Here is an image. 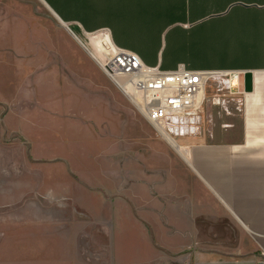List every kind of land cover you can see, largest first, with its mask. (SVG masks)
<instances>
[{
	"label": "rangeland",
	"instance_id": "obj_1",
	"mask_svg": "<svg viewBox=\"0 0 264 264\" xmlns=\"http://www.w3.org/2000/svg\"><path fill=\"white\" fill-rule=\"evenodd\" d=\"M70 27L81 42L94 37ZM81 42L41 0H0V264L148 255L153 236L169 239L145 232L131 195L172 188L177 153ZM232 106H203L208 139L211 127L239 126ZM197 231L229 247L237 236Z\"/></svg>",
	"mask_w": 264,
	"mask_h": 264
},
{
	"label": "crops",
	"instance_id": "obj_2",
	"mask_svg": "<svg viewBox=\"0 0 264 264\" xmlns=\"http://www.w3.org/2000/svg\"><path fill=\"white\" fill-rule=\"evenodd\" d=\"M41 1L77 41L70 26L94 36L86 48L107 39L158 69L227 70L240 91L237 128L211 127L208 139L201 107L193 136L174 145L162 136L177 153L173 187L131 195L142 202L135 210L145 232L169 239L153 236L148 255L86 264H255L264 250V0ZM213 227L237 230L234 245L220 234L200 239L198 228Z\"/></svg>",
	"mask_w": 264,
	"mask_h": 264
},
{
	"label": "built area",
	"instance_id": "obj_3",
	"mask_svg": "<svg viewBox=\"0 0 264 264\" xmlns=\"http://www.w3.org/2000/svg\"><path fill=\"white\" fill-rule=\"evenodd\" d=\"M105 55H91L105 76L134 104L137 112L158 132H196L202 106H220L229 112L230 104L239 110L240 94L232 72L187 69L177 64L172 70L149 66L129 49L110 42ZM255 264H264V250Z\"/></svg>",
	"mask_w": 264,
	"mask_h": 264
},
{
	"label": "bare ground",
	"instance_id": "obj_4",
	"mask_svg": "<svg viewBox=\"0 0 264 264\" xmlns=\"http://www.w3.org/2000/svg\"><path fill=\"white\" fill-rule=\"evenodd\" d=\"M107 39H101V40H99V42H97V44H96V52L94 51H91V53L94 55V54H99V50H105V47H104V43H106L107 44ZM95 47V46H94ZM106 53H109V50H108V52H106ZM202 107V106H201ZM201 107H200V109H201ZM200 109H199V111H200ZM159 136H163L164 138H166L169 142H170V144H172V145H174V144H177V141H178V139L181 137V136H193L194 134H195V132H193V133H188V134H185L183 131L182 132H178V130H177V132H174V130H172L171 132H163V131H161V132H158L157 133Z\"/></svg>",
	"mask_w": 264,
	"mask_h": 264
}]
</instances>
